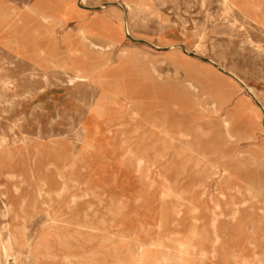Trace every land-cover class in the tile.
Masks as SVG:
<instances>
[{"label":"rangeland","instance_id":"obj_1","mask_svg":"<svg viewBox=\"0 0 264 264\" xmlns=\"http://www.w3.org/2000/svg\"><path fill=\"white\" fill-rule=\"evenodd\" d=\"M0 264H264V0H0Z\"/></svg>","mask_w":264,"mask_h":264},{"label":"bare ground","instance_id":"obj_2","mask_svg":"<svg viewBox=\"0 0 264 264\" xmlns=\"http://www.w3.org/2000/svg\"><path fill=\"white\" fill-rule=\"evenodd\" d=\"M125 6H126V5H125ZM122 24H123V23H122ZM124 27H125V26H124ZM125 29H126V27H125ZM248 229H249V228H248ZM1 249H2V248H1ZM6 256H7V255L4 253V258H6Z\"/></svg>","mask_w":264,"mask_h":264}]
</instances>
